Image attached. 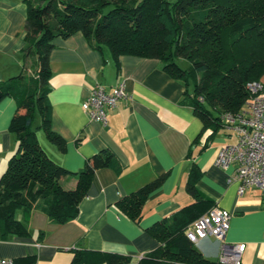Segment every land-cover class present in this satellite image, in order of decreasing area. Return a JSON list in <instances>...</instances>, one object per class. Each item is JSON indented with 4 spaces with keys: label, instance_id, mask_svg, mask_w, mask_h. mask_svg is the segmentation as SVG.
Instances as JSON below:
<instances>
[{
    "label": "crops",
    "instance_id": "crops-1",
    "mask_svg": "<svg viewBox=\"0 0 264 264\" xmlns=\"http://www.w3.org/2000/svg\"><path fill=\"white\" fill-rule=\"evenodd\" d=\"M27 11L26 0H0V85L21 82L30 71L31 58L24 52ZM55 43L50 53L52 129L65 141L66 151L48 138L39 140L41 147L71 173L82 171L103 150L111 151L122 169L97 170L78 217L66 225L51 223L38 210L27 214L18 209L15 216L29 235L3 241L0 234V259L72 264L75 252L90 251L96 264H111L108 255L140 264L160 246L148 230L195 202L186 186L196 165L202 172L197 188L206 199L204 211L218 206L233 215L223 243L210 237L194 244L196 248L206 259L219 261L224 245L244 244L241 264H264V194L251 188L240 197L238 184L228 183L233 168L215 164L220 149L237 142L236 133L228 127L203 133V121L184 102L185 86L171 78L158 59L122 55L118 69L109 48H93L81 31ZM97 83L109 89L125 83L130 95L108 112L107 126L92 121L82 107ZM17 108L12 97L0 101V178L18 147L9 130ZM161 177L164 180L149 194L139 223L117 208L120 200ZM77 183L74 175L61 180L67 190Z\"/></svg>",
    "mask_w": 264,
    "mask_h": 264
},
{
    "label": "trees",
    "instance_id": "trees-1",
    "mask_svg": "<svg viewBox=\"0 0 264 264\" xmlns=\"http://www.w3.org/2000/svg\"><path fill=\"white\" fill-rule=\"evenodd\" d=\"M26 2L24 52L31 58L30 71L21 82L0 85V101L12 97L18 107L9 125L18 147L0 178L3 241L14 235H29L26 225L15 216L18 209L27 214L38 210L57 225L74 221L95 172L111 168L120 173L122 169L114 154L103 150L89 159L82 171L71 173L53 162L40 145L33 126L37 113L41 122L36 130H43L53 144L66 151L65 141L52 129L50 53L57 38L83 32L93 48H109L118 69L122 55L160 60L163 70L185 86L184 102L203 121V133L225 128L224 117L239 114L248 102V84L264 79V0ZM178 59L187 60L188 68H182ZM69 175L78 178L73 190L61 185ZM201 177L195 165L186 186L195 202L148 230L160 246L140 264H221L206 259L186 236L188 228L207 212L203 209L206 199L197 188ZM163 180L161 177L123 198L117 208L139 223L149 194ZM94 255L77 251L72 264H96ZM108 259L111 264L132 261L118 255H108Z\"/></svg>",
    "mask_w": 264,
    "mask_h": 264
},
{
    "label": "built area",
    "instance_id": "built-area-1",
    "mask_svg": "<svg viewBox=\"0 0 264 264\" xmlns=\"http://www.w3.org/2000/svg\"><path fill=\"white\" fill-rule=\"evenodd\" d=\"M250 97L242 112L224 117L225 127L237 135V142L223 146L217 156L216 166L233 168L229 184H238V195L242 197L248 189L256 188L264 194V82L248 84ZM125 83L107 88L95 84L83 103L84 111L92 121L108 125V112L117 108L121 100L129 99ZM232 214L218 206L197 219L186 231L187 238L194 244L207 238L224 242L230 228ZM246 245L223 246L219 256L221 264H241ZM0 264H16L13 259H0ZM122 264H139L131 261Z\"/></svg>",
    "mask_w": 264,
    "mask_h": 264
},
{
    "label": "rangeland",
    "instance_id": "rangeland-1",
    "mask_svg": "<svg viewBox=\"0 0 264 264\" xmlns=\"http://www.w3.org/2000/svg\"><path fill=\"white\" fill-rule=\"evenodd\" d=\"M171 2H174L176 0H170ZM178 62L180 63V65L182 66V68H188V66L190 65V63L187 60L184 59H178ZM40 116L37 113L36 114V118H35V122H34V130L37 132V136L39 137V140L42 142L43 138H47L45 132L41 129L36 130V128L40 125Z\"/></svg>",
    "mask_w": 264,
    "mask_h": 264
}]
</instances>
